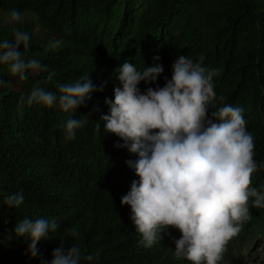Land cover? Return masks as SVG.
<instances>
[{"label":"trees","instance_id":"16d2710c","mask_svg":"<svg viewBox=\"0 0 264 264\" xmlns=\"http://www.w3.org/2000/svg\"><path fill=\"white\" fill-rule=\"evenodd\" d=\"M12 9L34 14L46 34L27 22L0 24V40L12 41L15 30L31 33L27 56L56 76L45 83L47 73L41 72L20 81L0 65V81L6 82L0 84V264H40V256L50 260L61 241L65 250L76 244L93 257L83 264H192L174 256L178 229L162 232L152 247L139 243L130 206L121 204L139 179L126 161L138 157L115 147L123 141L105 129V98H114V88L121 86L114 69L126 60L143 69L155 55L161 57L164 72L155 84L141 82L144 91L171 79L179 55L194 62L203 55L204 64L216 69L214 90L224 98L217 107L243 108L254 159L264 162V0H0V12ZM53 37L63 44L48 49ZM88 74L105 86L78 110L19 105L38 82L55 92V81L74 83ZM70 115L87 121L72 140L59 127ZM251 186L264 190V168L252 174ZM19 191L23 204L7 208L4 197ZM40 217L59 228L32 258L28 242L16 239L14 229L21 219ZM69 228L78 236H70ZM262 251L264 208L250 205L249 219L229 240L219 264H264L258 261Z\"/></svg>","mask_w":264,"mask_h":264},{"label":"clouds","instance_id":"9594fccd","mask_svg":"<svg viewBox=\"0 0 264 264\" xmlns=\"http://www.w3.org/2000/svg\"><path fill=\"white\" fill-rule=\"evenodd\" d=\"M23 15L12 9L5 22L20 23ZM13 35L12 41L0 40V65H7L20 81L26 80L27 74L41 72L47 73L45 83L54 81V70L27 56L31 33L15 30ZM62 44V39L53 37L47 48L57 49ZM160 61L155 55L153 64L143 69L124 61L114 69L121 86L114 88V98H105L108 114L101 116L105 129L123 141L115 147L127 148L138 157L126 161L139 179L132 181L121 204L130 206V219L144 247H152L162 232L175 228L181 233L174 238L176 258L192 264H219L227 243L249 219L250 205L264 208V190L251 186L252 174L264 168V162L254 159V137L246 130L243 108L231 104L217 107L224 98L214 90L216 69L204 64L203 55L195 62L179 55L164 86L142 91L141 82L155 84L164 72ZM104 86L94 83L89 74L74 83L55 81V92L38 82L26 97L21 96L19 105L59 107L71 113ZM86 122L70 115L59 127L65 138L72 140ZM24 200L22 191L14 192L4 197V205L12 209ZM58 228L54 220L24 218L18 221L14 236L28 242L27 251L36 258L40 256L38 244ZM66 231L78 236L75 228ZM64 244L61 241L52 251L50 260L40 256V264H83L93 259L76 244L68 250Z\"/></svg>","mask_w":264,"mask_h":264},{"label":"rangeland","instance_id":"374dc122","mask_svg":"<svg viewBox=\"0 0 264 264\" xmlns=\"http://www.w3.org/2000/svg\"><path fill=\"white\" fill-rule=\"evenodd\" d=\"M6 14L7 13L0 12V24H2V25L8 24V23L5 22V16H6ZM22 22H27L29 24H32L33 28L35 29V31L37 33H39V34H41L43 36L46 34L41 29V27H40V25L38 23L37 17L34 14H32V13L24 14L23 15ZM258 261L264 262V251L259 252V254H258Z\"/></svg>","mask_w":264,"mask_h":264}]
</instances>
